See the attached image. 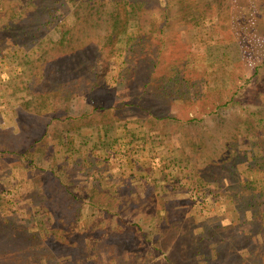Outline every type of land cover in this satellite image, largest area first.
I'll list each match as a JSON object with an SVG mask.
<instances>
[{
    "label": "rangeland",
    "instance_id": "1",
    "mask_svg": "<svg viewBox=\"0 0 264 264\" xmlns=\"http://www.w3.org/2000/svg\"><path fill=\"white\" fill-rule=\"evenodd\" d=\"M52 1L0 0V25L13 16L0 55L14 43L13 62L23 61L0 63V264H264L260 220L234 213L264 187V156L255 148V169L246 156L250 139L264 141V88L254 79L260 68L264 81V0H136L135 16L127 8L120 20L153 26L151 47L125 56L123 73V42L96 49L104 31L73 51L57 43L76 17L98 18L88 0H60L67 8L48 25ZM104 1L113 12L120 0ZM31 38L37 53L21 42ZM46 62L54 72H43ZM234 123L249 130L239 145ZM102 124L110 133L101 141ZM68 129L79 156L65 150ZM87 161L100 180L83 174ZM208 172L204 196L197 183ZM119 182L126 193L112 194ZM32 230L46 236L40 259Z\"/></svg>",
    "mask_w": 264,
    "mask_h": 264
},
{
    "label": "trees",
    "instance_id": "2",
    "mask_svg": "<svg viewBox=\"0 0 264 264\" xmlns=\"http://www.w3.org/2000/svg\"><path fill=\"white\" fill-rule=\"evenodd\" d=\"M70 1H72V0H70ZM89 1H92V0H88V3H87V6L89 7V13L91 15L94 14V15L98 16V18L95 21H92V19H91L89 22V21L78 20L79 18L76 17V20L72 21V23L69 24L68 29H65V31H62L60 38L58 39L57 43L59 45L62 44V45H60L62 47L66 46L67 44H71L69 49L73 51V50H75L76 45H79L81 47L82 46H85V47L90 46V44H91L90 41L92 39H94L93 34H96L99 30L104 31V33H105L104 37H98L96 40V49L101 51L102 49L107 48L109 50V48L113 44L112 43L113 40H114L113 42H116V43L117 42L118 43L123 42V44L125 46V47L124 46L123 47L125 49H123V51H120L121 54L119 55V58H123V60H122L123 64L121 65V66H123L122 71H121L123 73L126 70H128L127 67H124L125 66L124 64H126L125 62H127V61H125V56L129 59L131 56H133L137 52V50L140 53L141 52L144 53V51L150 52L151 41L149 40V36L153 33V26L150 27L148 30L142 32L141 29L139 28L141 23H130V22H128L129 19L120 20L121 14L122 13L126 14L125 10L127 8L130 9L132 7V14H133V16H135L136 11H135L134 7L140 6V5H133L132 4V3L136 4V0H133L131 2V6L129 5V2H127V1L124 2L123 0H120L117 4H115L116 8L113 12H107L105 10V7H107V2H105L104 0H98V1L96 0L95 5ZM51 3L53 5H55L54 9L53 10L51 9L50 11H48L47 12V18L44 19V22L48 25L52 24V21L54 19H56L55 13H57L58 9H60L58 6L62 7L63 9L67 8V6H65L63 3H61L60 0H53ZM96 4L98 5L99 9L95 8ZM7 15H8L7 21H5L4 23H1L2 25H0V40H4L3 37H5V33L9 30L10 25H11L10 22H11V19L13 16L10 14H7ZM5 17H7V16H5ZM5 17H0V20L4 19ZM136 21H137V16H136ZM100 27L102 28V30L100 29ZM130 27L133 29H136V31L133 30L132 32H127V28H130ZM40 28L43 29L44 26L40 27ZM40 28H38L37 31ZM63 28H64V24H62V29ZM120 28L122 30H120ZM71 30H73V34L71 36H68L69 34L72 33ZM118 30H120L121 34H123L124 37H121V34L119 35L118 38H114L112 36L114 34H111V32L112 31H118ZM10 42H12V41H10ZM21 42H24V44H27V45L29 44L28 46L30 48H32L33 52H35V53H37V51H36L37 49H40V48H37L38 46H36V44H37L36 40L33 38L26 39V41H21ZM13 45H14V43H11V45H9L8 53H6L4 55H0V63L2 64V66L4 68L6 66H8V64H14V66H17L20 69V67L22 68L23 61L20 60L21 59V57H20L18 59L19 61L17 63L13 62V58L18 57L17 53L14 52V50H13ZM81 50H82V48H81ZM24 56L30 62V59H29L30 53L27 52ZM39 58H40V56L38 57V59ZM30 64H32V63H30ZM53 65L54 64H51L50 62L43 63V65H42L43 66L42 67L43 72H46V71L47 72H54L55 68H53ZM259 71H261L260 68H258L256 70V74L254 75V79H255L256 85H260L261 87L264 88V81L262 80L263 77L261 76ZM59 77H60L59 74H57V79L55 80L54 83H52L53 84L52 90H58L56 92H59L61 90L59 87L61 85V79H59ZM90 84H92V85H90V91L92 93L93 89L97 88V86L95 85L96 83L94 81L91 82ZM261 87L258 88L257 90H259V89L262 90L263 88H261ZM98 88H99V86H98ZM49 93H50V89H46L45 91L40 90V92H38V97L41 98L40 103L42 101L44 102L45 98L47 97L46 95ZM91 93H90V95H91ZM59 94H60V92H59ZM260 94L262 96H264V91ZM166 95L170 97L169 94H166ZM175 96H176V94H173V95L171 94V97H175ZM247 101H249V100L247 99ZM232 102H233V96H231L230 99L228 100V103H232ZM247 104L249 105V103H247ZM97 108L98 107L95 106V109H94L95 112H97L96 111ZM66 111H67V109H66ZM56 119L60 120V118L58 116H56ZM101 123H103V122H101ZM102 125H104L101 127L102 129H98V131L100 133H102L101 134L102 136L99 138L101 141L105 140V138L107 139V135H108V133H110L108 125H106V124H102ZM232 131H233L232 132L233 137L230 138V140L231 141L234 140V142L237 143L236 145H239V143H242L243 139L247 138L246 137L247 134L245 135V133H247V131H249V130L248 129L247 130L242 129V132H240V130L238 129V125L236 123H234V127H233ZM66 132H68V136H67L68 140L66 142V147H65L66 149L65 150L70 152L71 155H78L79 156L80 152H82V150L79 151L78 149H76L74 147L75 137H73V135H70L69 129ZM132 135H133V133L130 132L129 136H132ZM236 135L238 136V139L242 140V141H237ZM241 137L243 139H240ZM41 138H44V136H41ZM132 138L133 137H129V141H131ZM34 141H35V143L40 142L39 138H36ZM249 142H250V147H252L253 149L248 150V153L246 154V156L248 155L247 160H248L249 166H251L250 168L255 169V166H258V160H257L256 154H254L253 151L255 150V148H258L260 153H262V155L264 156V147H263L264 141L258 138L256 141H254L253 139L252 140L250 139ZM59 143H61V140H59ZM112 143H114V141ZM97 144L98 143L95 141L93 146H96ZM15 149H16L17 153L20 152L21 145L17 144L15 146ZM31 149H32L31 147L28 148V151H27L28 155H31ZM112 150H113V147H112ZM114 152H115V150L112 153H114ZM129 153H130V151H129ZM129 155L130 154H128V157H127V155H126V157L124 156L125 160L128 161L129 164L130 163L134 164L135 163L134 160H132V159L129 160V158H130ZM85 165H86V168H84L85 170L83 171L84 175H88L92 172V175L94 177H96V178L100 177L101 172L98 169L92 170L93 169V162L87 161ZM175 165H177L176 161H173V163L171 164V168H174ZM131 174H133L132 171H131ZM207 174H208V176L206 174H203V176H201L198 179V183H197V186H198L197 191H200L201 194L204 196L208 193L206 191V189H203L205 186V182H207L208 179H210V177H211L210 172H208ZM100 178L98 180H100ZM110 184H111V186L108 189L112 190L111 191L112 194H116L117 191H118V194L126 193V189L124 187H121V185H122L121 182H119V184H115V183H110ZM242 185L244 186V190L250 191L251 194H253L254 190H256L258 188L257 186L254 185V182H251V181H244L242 183ZM259 186H260L259 189H261L260 193L262 196H257V197H254L252 199L247 200L246 201L247 207L244 210H237L236 209L234 211V213L236 214L237 220H240L241 218H246L247 217L246 214L252 215L254 220L255 219L260 220L258 224L260 225V227L264 228V222L262 221L263 219H261V218H263V214H261L262 213L261 209L263 208V205H264V200H263L264 199V187H262L261 185H259ZM200 192H198V193H200ZM254 195H255V193H254ZM243 212H245L246 214L242 215ZM37 235H40V237H37ZM42 235H43V233H38V232H35L33 230L31 232V237L34 238L36 241L34 244V247H33V255H36L39 259L41 258L40 257L41 255H44L42 252L48 248V247H46V245H45V247L40 248V249L35 248L38 245H42L43 242L45 241L46 236L44 237V235H43V237H42ZM26 249L23 251V253H25L26 251H31L27 247H26ZM37 257H36V259H37ZM41 263H42V261H40L39 264H41Z\"/></svg>",
    "mask_w": 264,
    "mask_h": 264
}]
</instances>
